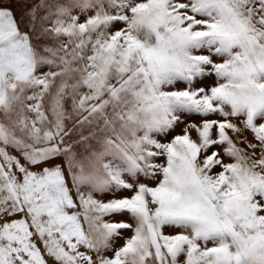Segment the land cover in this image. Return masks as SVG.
<instances>
[{"label": "snow or ice", "instance_id": "6c2138e0", "mask_svg": "<svg viewBox=\"0 0 264 264\" xmlns=\"http://www.w3.org/2000/svg\"><path fill=\"white\" fill-rule=\"evenodd\" d=\"M0 264H264V0H0Z\"/></svg>", "mask_w": 264, "mask_h": 264}]
</instances>
